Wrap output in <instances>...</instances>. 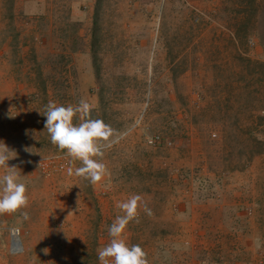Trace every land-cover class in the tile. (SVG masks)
Returning <instances> with one entry per match:
<instances>
[{"label":"rangeland","instance_id":"obj_1","mask_svg":"<svg viewBox=\"0 0 264 264\" xmlns=\"http://www.w3.org/2000/svg\"><path fill=\"white\" fill-rule=\"evenodd\" d=\"M80 99L117 134L95 186L44 129ZM0 142L29 215L0 264H100L133 195L148 264H264V0H0Z\"/></svg>","mask_w":264,"mask_h":264},{"label":"clouds","instance_id":"obj_2","mask_svg":"<svg viewBox=\"0 0 264 264\" xmlns=\"http://www.w3.org/2000/svg\"><path fill=\"white\" fill-rule=\"evenodd\" d=\"M91 111L92 106L84 99H80L76 106L67 107L49 101L43 116L46 117L44 129L47 130L51 144L70 158V165L76 162L81 165L75 169L70 166L68 174L87 180L95 186L107 174L106 165L101 160L104 149L111 147L117 134L103 120L91 118ZM77 117L81 122L74 124L73 120ZM25 151L31 152L28 148ZM16 158L15 150H10L0 142V169L4 170V174L0 176V216L19 213L26 221L29 215L22 211L28 206L26 185L21 180L19 168L8 166V161ZM140 201V195H133L127 201L116 205L123 215L117 216L108 228L111 239L108 245L98 251L100 264H110V261L112 264H148L144 250L139 245L129 247L122 238L129 222L139 223ZM144 211L147 215H152L151 209L146 205Z\"/></svg>","mask_w":264,"mask_h":264},{"label":"bare ground","instance_id":"obj_3","mask_svg":"<svg viewBox=\"0 0 264 264\" xmlns=\"http://www.w3.org/2000/svg\"><path fill=\"white\" fill-rule=\"evenodd\" d=\"M12 249L13 250H19L20 248V241L18 237L12 236Z\"/></svg>","mask_w":264,"mask_h":264},{"label":"built area","instance_id":"obj_4","mask_svg":"<svg viewBox=\"0 0 264 264\" xmlns=\"http://www.w3.org/2000/svg\"><path fill=\"white\" fill-rule=\"evenodd\" d=\"M60 168H62V166H60ZM11 235L15 236V237H18V231H12Z\"/></svg>","mask_w":264,"mask_h":264}]
</instances>
